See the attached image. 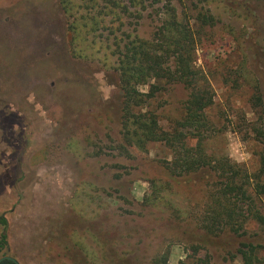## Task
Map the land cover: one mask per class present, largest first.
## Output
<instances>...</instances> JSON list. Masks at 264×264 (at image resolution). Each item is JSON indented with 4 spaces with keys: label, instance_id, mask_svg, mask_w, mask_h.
<instances>
[{
    "label": "rangeland",
    "instance_id": "obj_1",
    "mask_svg": "<svg viewBox=\"0 0 264 264\" xmlns=\"http://www.w3.org/2000/svg\"><path fill=\"white\" fill-rule=\"evenodd\" d=\"M196 34V65L214 94L208 151L247 173L264 138V0H204L213 24L192 18L190 1L172 0ZM162 1L145 0L147 36ZM59 0H0V234L18 264H180L209 253L213 264H241V241L260 244L254 221L241 236L206 235L193 214L203 202L200 174L175 177L159 143L121 146L117 74L72 54ZM134 21V19H133ZM162 126L180 115L187 91L149 84ZM264 214V196L257 199Z\"/></svg>",
    "mask_w": 264,
    "mask_h": 264
},
{
    "label": "trees",
    "instance_id": "obj_2",
    "mask_svg": "<svg viewBox=\"0 0 264 264\" xmlns=\"http://www.w3.org/2000/svg\"><path fill=\"white\" fill-rule=\"evenodd\" d=\"M162 1L161 10L152 17L147 36L139 31L147 8L145 0H59L67 19L72 54L98 60L117 74L120 90L121 146L145 149L151 143L162 144L171 159L162 161L175 177L200 174L203 202L193 214L195 226L206 235L228 231L241 236L246 224L254 221L264 233V214L257 199L264 196V138L259 149L258 166L247 173L226 156L208 151L207 142L215 125L206 110L214 102L212 88L195 61L196 34L187 15H180L172 0ZM190 1L192 18L200 25L213 24L214 16L202 4ZM134 19V21H133ZM179 83L187 91L179 117L162 126L154 109V94L142 87L152 84L160 91L166 84ZM261 132L264 136L263 131ZM7 223L0 216V225ZM6 233L0 234V249ZM260 244L241 241L236 255L241 264L259 263ZM153 264H168L167 253ZM0 264H18L11 256H2ZM180 264H213L209 253Z\"/></svg>",
    "mask_w": 264,
    "mask_h": 264
},
{
    "label": "flooded vegetation",
    "instance_id": "obj_3",
    "mask_svg": "<svg viewBox=\"0 0 264 264\" xmlns=\"http://www.w3.org/2000/svg\"><path fill=\"white\" fill-rule=\"evenodd\" d=\"M4 256H7V255H4ZM1 257H2V256H1ZM1 257H0V258H1Z\"/></svg>",
    "mask_w": 264,
    "mask_h": 264
}]
</instances>
